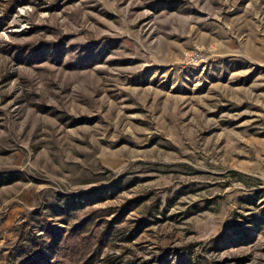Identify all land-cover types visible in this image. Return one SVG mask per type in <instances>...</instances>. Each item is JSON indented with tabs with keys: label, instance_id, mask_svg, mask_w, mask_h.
Segmentation results:
<instances>
[{
	"label": "rangeland",
	"instance_id": "1",
	"mask_svg": "<svg viewBox=\"0 0 264 264\" xmlns=\"http://www.w3.org/2000/svg\"><path fill=\"white\" fill-rule=\"evenodd\" d=\"M0 264H264V0H0Z\"/></svg>",
	"mask_w": 264,
	"mask_h": 264
},
{
	"label": "built area",
	"instance_id": "2",
	"mask_svg": "<svg viewBox=\"0 0 264 264\" xmlns=\"http://www.w3.org/2000/svg\"><path fill=\"white\" fill-rule=\"evenodd\" d=\"M194 57V55H193V53H191V52H186L185 53V58L188 60L186 63L189 65H196V66H200V65H202L203 66V62H204V60H202V59H200V60H197V62L196 63H193V62H190V60H191V58H193Z\"/></svg>",
	"mask_w": 264,
	"mask_h": 264
}]
</instances>
